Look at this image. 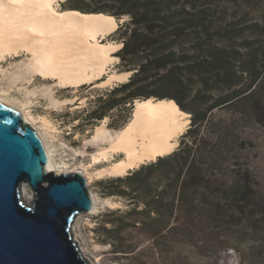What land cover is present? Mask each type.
I'll use <instances>...</instances> for the list:
<instances>
[{"label": "trees", "instance_id": "trees-1", "mask_svg": "<svg viewBox=\"0 0 264 264\" xmlns=\"http://www.w3.org/2000/svg\"><path fill=\"white\" fill-rule=\"evenodd\" d=\"M62 6L117 18L119 27L116 21L112 35H119L123 46L116 55L121 70L132 72L129 80L94 100L91 118L109 117L110 127L121 129L136 100L147 98L168 99L178 111L191 114L178 149L99 182L106 196L128 201L127 210L109 213L159 215L160 203L166 201L171 209L202 203L211 187L207 166L226 150L230 137L227 128H220L208 150L202 148L199 134L215 124L213 112L249 101L253 115H264L258 96L264 84V0H66ZM123 16L129 20L120 23ZM232 142L235 149L246 143L238 134ZM234 171L237 178L225 185L217 203L229 216L244 220L264 202L258 199L252 172Z\"/></svg>", "mask_w": 264, "mask_h": 264}, {"label": "rangeland", "instance_id": "rangeland-1", "mask_svg": "<svg viewBox=\"0 0 264 264\" xmlns=\"http://www.w3.org/2000/svg\"><path fill=\"white\" fill-rule=\"evenodd\" d=\"M65 1L56 0L54 6L59 11H67L62 6ZM126 20L129 16H123L120 23ZM116 21L119 27L117 18ZM16 28L9 29L10 36L2 42L15 44L14 40H31L32 37L27 38L29 33H23L24 28L19 25ZM113 32L100 39L104 43L112 41L123 46L120 36L112 35ZM32 34L35 35L33 32L29 35ZM72 39L70 44L76 45ZM120 48L108 54L117 56ZM38 57L39 52L23 46L0 52V96L20 104L30 118L24 122L42 134L52 151L54 167L51 170L55 175L80 171L87 177L94 205L91 211L78 215L73 235L90 264H264V203L253 209L254 215H246L244 220L241 215L229 216L217 203L218 194L225 185L237 178L234 169L242 174L246 168L256 180L258 199L264 202V115H253L249 101L215 110L211 117L215 124H211L209 130L204 126L199 134L202 148L207 151L220 128H227L230 133L226 150L207 166L206 183L210 179L211 187H207L206 196L201 197L204 204L197 202L194 207L175 204L171 209L166 201L160 203L159 215L111 214L110 209L127 210L128 201L106 196V189L99 182L121 176L109 169L125 155L112 154L107 159L95 160L96 154L106 147L94 138L98 126L104 125L111 131L117 129L110 127L112 120L109 117L103 120L91 118L89 110L99 95L107 88L129 80L132 72L124 80H114L109 85L103 83L111 73L128 72L121 70V59L117 56L100 78L70 85L57 75L37 71L35 61ZM258 96L264 101V84ZM190 123L191 114L173 151L180 146ZM236 134L246 142L245 147L233 148L232 140ZM187 139L192 138L188 136ZM150 161L153 160L145 159L130 170ZM26 185L33 195L32 187Z\"/></svg>", "mask_w": 264, "mask_h": 264}, {"label": "bare ground", "instance_id": "bare-ground-1", "mask_svg": "<svg viewBox=\"0 0 264 264\" xmlns=\"http://www.w3.org/2000/svg\"><path fill=\"white\" fill-rule=\"evenodd\" d=\"M55 1L0 0V52L13 50L17 46L39 52L35 69L44 74L57 75L62 82L70 85L100 78L106 66L118 59L108 53L117 50L120 44L112 41L104 43L100 39L116 29L113 18L80 11H59L54 6ZM18 25L24 31L27 29L23 31L24 34L35 33L34 36L28 34L27 38L32 37L31 40H14L15 44L12 41L2 42L10 36L8 30L18 29ZM71 39L77 46L70 44ZM130 74L111 73L104 78L103 83L109 85L114 80L126 79ZM0 100L19 110L25 120H30L20 104L2 96ZM132 115L123 128L111 131L104 125L98 126L97 134L94 135L95 139L106 145L94 157L96 161L107 159L112 154L125 155L109 169L115 174H126L145 159L156 160L159 156L171 153L190 116L189 113L178 111L168 99L156 98L136 100ZM39 134L42 138V134ZM42 140L48 154L47 169L53 170L52 151L44 137ZM23 197L28 202L33 197L26 184L23 185Z\"/></svg>", "mask_w": 264, "mask_h": 264}, {"label": "water", "instance_id": "water-1", "mask_svg": "<svg viewBox=\"0 0 264 264\" xmlns=\"http://www.w3.org/2000/svg\"><path fill=\"white\" fill-rule=\"evenodd\" d=\"M47 163L38 131L0 100V264H89L73 236L78 215L94 205L87 177L55 175Z\"/></svg>", "mask_w": 264, "mask_h": 264}]
</instances>
